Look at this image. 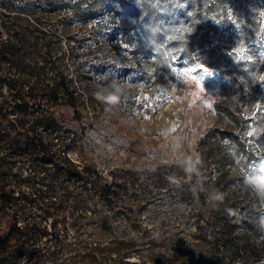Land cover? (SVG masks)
<instances>
[{
  "label": "rangeland",
  "instance_id": "1",
  "mask_svg": "<svg viewBox=\"0 0 264 264\" xmlns=\"http://www.w3.org/2000/svg\"><path fill=\"white\" fill-rule=\"evenodd\" d=\"M50 1L32 16L45 32L0 68L25 85L73 89L77 108L54 105L61 126L51 132L18 114L35 141L0 121V264H264V228L244 240L235 224L219 251L197 236L210 194L235 216L264 208L244 183L260 168L246 153L264 154V0H130L157 6L168 36L190 49L171 63L142 57L113 7L86 16L90 1ZM113 87L118 98L97 96ZM184 157L196 171H184ZM75 170L112 183L110 200Z\"/></svg>",
  "mask_w": 264,
  "mask_h": 264
},
{
  "label": "trees",
  "instance_id": "2",
  "mask_svg": "<svg viewBox=\"0 0 264 264\" xmlns=\"http://www.w3.org/2000/svg\"><path fill=\"white\" fill-rule=\"evenodd\" d=\"M87 1L90 2L84 8L86 16H90L91 10L94 8H100L102 3L117 10L121 20L127 25L125 33L133 30L132 35L136 37L135 46L142 57H154L158 61L171 63L173 60L183 61L190 56V49L184 45L185 42L171 39L168 36L165 29L166 18L164 19L159 13L157 6L149 4L144 7L145 5L139 1L130 0ZM51 4L50 0H0V65L4 62H11L13 55L18 52L17 44H26L31 33L45 32L41 28V22L36 19L37 17L32 18V16L37 11H52ZM11 13L26 16L28 19H25L24 23L10 21L8 18ZM29 19H32V22ZM2 84L8 88V93L0 96V121L4 117H10L9 121L17 129V135L24 137L25 140L35 141L40 138L31 128L17 124L16 116L18 114L34 117L38 126L51 132L61 126V119L54 111V105H58L64 98V104L77 108V99L73 89L69 90V87L59 85V83L47 81L42 85H25L11 75L5 74L0 68V85ZM18 140L19 138L16 139L17 142ZM53 157L50 156L48 160H55ZM246 157L248 162L252 161L258 166L264 165V154L259 156L253 151H248ZM74 172L76 181H81L84 187L88 182L92 183L94 193L103 200H110L111 194L114 193L112 183L98 184L82 171L75 170ZM177 192L184 194L181 189H178ZM247 208L248 212L246 213H243L245 208H240L239 213L242 214L238 216H235L231 209L225 205L220 210L219 193V199L214 200L213 205L209 208V218L203 225H198L199 229H203V233H199L197 236L207 242L210 241V238L213 239L209 249L213 251L220 249V235L232 233L235 224L244 240H248L250 236L257 237L260 235L261 229L264 228V208L260 204L255 208ZM19 230L20 225L15 224L10 230V235ZM132 242L129 240L126 243L129 245L128 248L132 247ZM92 248L96 250L100 247L95 245ZM127 252L125 251L124 254ZM186 252L185 247H178L174 250V255L180 259Z\"/></svg>",
  "mask_w": 264,
  "mask_h": 264
},
{
  "label": "clouds",
  "instance_id": "3",
  "mask_svg": "<svg viewBox=\"0 0 264 264\" xmlns=\"http://www.w3.org/2000/svg\"><path fill=\"white\" fill-rule=\"evenodd\" d=\"M118 93L119 90L113 87L105 90L104 92H98L97 96H103L105 99L109 100V97L113 96L118 98ZM179 163L186 173L196 171L198 167V162L191 157H184L181 161H179ZM244 183L247 187L254 191L256 195L264 198V165H261L258 170L249 172L244 178ZM210 199H219V194H210Z\"/></svg>",
  "mask_w": 264,
  "mask_h": 264
},
{
  "label": "snow or ice",
  "instance_id": "4",
  "mask_svg": "<svg viewBox=\"0 0 264 264\" xmlns=\"http://www.w3.org/2000/svg\"><path fill=\"white\" fill-rule=\"evenodd\" d=\"M205 72H207V75H211V72H208L207 69H204ZM198 83V81H197Z\"/></svg>",
  "mask_w": 264,
  "mask_h": 264
}]
</instances>
